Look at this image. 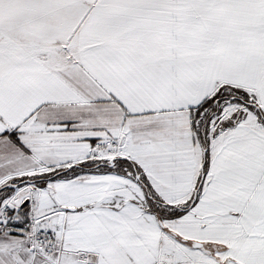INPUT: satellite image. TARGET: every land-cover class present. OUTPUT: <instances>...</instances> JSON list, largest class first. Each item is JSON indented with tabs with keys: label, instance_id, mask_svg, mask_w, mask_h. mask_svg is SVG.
Returning a JSON list of instances; mask_svg holds the SVG:
<instances>
[{
	"label": "snow or ice",
	"instance_id": "snow-or-ice-1",
	"mask_svg": "<svg viewBox=\"0 0 264 264\" xmlns=\"http://www.w3.org/2000/svg\"><path fill=\"white\" fill-rule=\"evenodd\" d=\"M0 264H264V0H0Z\"/></svg>",
	"mask_w": 264,
	"mask_h": 264
}]
</instances>
